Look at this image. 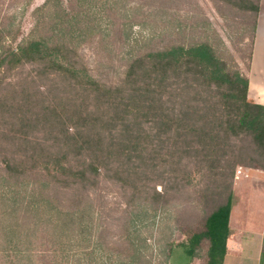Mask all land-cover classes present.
Wrapping results in <instances>:
<instances>
[{
  "label": "trees",
  "instance_id": "16d2710c",
  "mask_svg": "<svg viewBox=\"0 0 264 264\" xmlns=\"http://www.w3.org/2000/svg\"><path fill=\"white\" fill-rule=\"evenodd\" d=\"M51 1L35 15L44 13ZM244 4L254 13L253 48L259 0ZM71 20L62 24V37L53 42L36 25L14 50L2 45L0 29V68L31 64L40 80L51 83L42 115L18 118L21 107L4 105L20 130L0 133L12 149L0 159L1 204L16 212L44 214L54 252L58 246L63 252L68 242H78L92 228L82 225L92 209L90 191L101 180L119 185L127 198L126 222L116 241L127 255L122 264H152L141 253L148 239L135 229L136 202L143 209H164L199 177L205 182L201 197L211 195L217 202L205 223L209 264H223L236 169L264 171V106L249 100L246 73L220 57L209 42L164 36L160 44L131 54L123 78L107 87L89 74L72 46L78 23ZM36 130L44 135L34 136ZM30 179L35 183L27 194L22 184ZM37 185L48 192L38 194Z\"/></svg>",
  "mask_w": 264,
  "mask_h": 264
},
{
  "label": "rangeland",
  "instance_id": "374dc122",
  "mask_svg": "<svg viewBox=\"0 0 264 264\" xmlns=\"http://www.w3.org/2000/svg\"><path fill=\"white\" fill-rule=\"evenodd\" d=\"M46 1L0 0L2 45L16 49L36 25L53 42L63 34L62 24L75 19L78 25L72 46L89 74L107 87L115 86L123 78L131 54L160 44L164 36L182 39L184 35L189 42H209L220 57L235 62L244 73L249 66L255 19L253 12L245 10L244 0H90L87 4L61 0V7L58 0H52L44 13L35 15ZM246 1L256 5L258 0ZM181 30L184 33H179ZM49 85V81L37 77L34 65L1 67L0 133L12 135L20 130L17 118L5 112L7 102L16 109L21 107L18 118L42 115L48 104L46 99L50 98ZM33 135L44 134L36 130ZM244 140L248 145L250 139ZM7 149H11V144L1 138L0 159ZM249 169L252 168L236 169L233 193L235 183L242 177L245 179ZM31 179L22 184L27 194L35 183ZM204 185V180L195 177L186 193L171 199L164 209L152 206L143 209L144 205L136 202L135 229L148 239L141 253L152 258V264H209L210 239L205 233V223L217 202L211 195L201 197ZM7 186L10 185H5V192L9 190ZM2 187L0 181V194ZM36 188L38 194H46V187ZM157 190L162 187L157 186ZM89 197L92 209L83 216L82 225L92 228L78 237V242H68L63 252L60 246L54 252L56 245L50 241L52 236L44 214L25 209L16 212L0 200V264H122L127 255L117 248L116 241L122 234L120 225L126 222L123 213L126 192L119 185L101 180ZM240 199L237 196L233 229L242 224L247 210L245 202L239 203ZM62 206L66 209L69 204L64 202ZM105 230L109 237L104 235ZM90 250L93 255L86 256ZM230 264H234L233 259Z\"/></svg>",
  "mask_w": 264,
  "mask_h": 264
},
{
  "label": "crops",
  "instance_id": "0c3cea01",
  "mask_svg": "<svg viewBox=\"0 0 264 264\" xmlns=\"http://www.w3.org/2000/svg\"><path fill=\"white\" fill-rule=\"evenodd\" d=\"M249 79V100L264 106V0H259V13L253 41L252 56L246 70ZM246 177L235 183L229 219L227 253L223 264H264V171L249 169ZM237 196L245 202L246 211L241 225L233 229ZM240 210V209H239ZM238 235V237H237ZM237 238V240H235Z\"/></svg>",
  "mask_w": 264,
  "mask_h": 264
}]
</instances>
